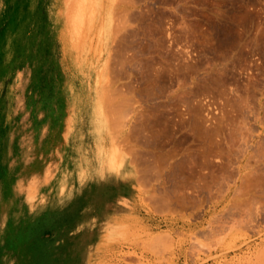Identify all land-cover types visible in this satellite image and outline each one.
Instances as JSON below:
<instances>
[{"label": "rangeland", "instance_id": "1", "mask_svg": "<svg viewBox=\"0 0 264 264\" xmlns=\"http://www.w3.org/2000/svg\"><path fill=\"white\" fill-rule=\"evenodd\" d=\"M9 159L0 264H264V0H0Z\"/></svg>", "mask_w": 264, "mask_h": 264}, {"label": "crops", "instance_id": "2", "mask_svg": "<svg viewBox=\"0 0 264 264\" xmlns=\"http://www.w3.org/2000/svg\"><path fill=\"white\" fill-rule=\"evenodd\" d=\"M11 160L9 163L0 162V168L5 167V173L0 174V249H3L5 254L8 251L7 248L11 246L9 245V235H12L14 230L23 231L27 229L29 215L27 192H24L23 188H21L20 191L17 189L15 191L13 190L12 184L15 180L13 175L9 174L11 172ZM25 182V178L20 177L17 179V183H19L21 187ZM46 209L40 210V212L43 214L49 211H61ZM6 255L1 257L4 263H6V258L3 259V257H6Z\"/></svg>", "mask_w": 264, "mask_h": 264}, {"label": "bare ground", "instance_id": "3", "mask_svg": "<svg viewBox=\"0 0 264 264\" xmlns=\"http://www.w3.org/2000/svg\"><path fill=\"white\" fill-rule=\"evenodd\" d=\"M75 1H76V0H75ZM79 1H80V0H79ZM84 1H85V0H84ZM94 2H95V1H94ZM75 3H76V2H75ZM75 3H74V4H75ZM81 4H82V3H81ZM81 4H80V5H81ZM93 5L95 6L94 3H93ZM75 6H76V5H75ZM94 6H93V7H94ZM72 7H73V6H72ZM78 8H79V7H78ZM73 9H74V8H73ZM80 9H81V8H80ZM76 11H78V10L76 9ZM79 12H80V11H78V14H80ZM91 13H92V12H91ZM106 13H107V12H106ZM76 14H77V13H76ZM76 16H77V15H76ZM80 16H81V15H80ZM91 16H93V15H91ZM78 17H79V16H78ZM78 17H76V18H78ZM76 23H77V22H76ZM82 25H83V24H82ZM79 27H80V26H79ZM77 29H78V27H77ZM75 32H76V31H75ZM128 101H130V99H128ZM126 102H127V101H126ZM195 124H197V123H195ZM198 129H199V128H198ZM199 135H201V134H199Z\"/></svg>", "mask_w": 264, "mask_h": 264}]
</instances>
